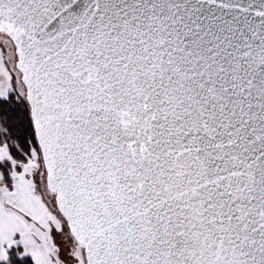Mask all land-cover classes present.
<instances>
[{
  "label": "snow or ice",
  "instance_id": "obj_1",
  "mask_svg": "<svg viewBox=\"0 0 264 264\" xmlns=\"http://www.w3.org/2000/svg\"><path fill=\"white\" fill-rule=\"evenodd\" d=\"M0 264H264V0H0Z\"/></svg>",
  "mask_w": 264,
  "mask_h": 264
}]
</instances>
